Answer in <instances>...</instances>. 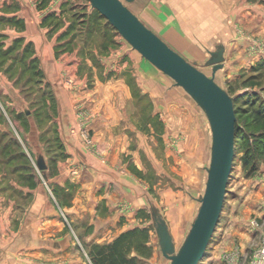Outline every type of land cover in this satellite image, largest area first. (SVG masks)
I'll return each instance as SVG.
<instances>
[{"label":"rangeland","instance_id":"obj_1","mask_svg":"<svg viewBox=\"0 0 264 264\" xmlns=\"http://www.w3.org/2000/svg\"><path fill=\"white\" fill-rule=\"evenodd\" d=\"M126 4L130 8V4ZM57 5L53 7L57 8L60 17L46 25H55L53 28L67 25L68 32L62 36L72 38L74 43L92 46V49L102 48L105 44L112 48L122 45L123 58L126 57L131 46L110 26L104 33L106 20L94 12L88 0H59ZM235 30L241 37L249 36L238 22ZM170 46L183 55L184 50L181 52ZM0 50V92L4 93L0 94V264H74L73 248L79 251L84 264H91L89 252H94L95 245L106 241H86L84 237L91 232V226L80 227L78 224L86 223L84 216L74 215L73 221L67 213L74 203L78 187L76 179L83 166L80 162H70L65 168L68 178L59 173L61 166H57V161L65 153L54 124L58 112L56 99L52 98L53 105L46 92L41 99H36L35 94L40 93L38 87L43 82L38 66L32 63L22 66L17 61L21 57L18 50L10 56L2 52V47ZM133 52L141 57L136 50ZM199 56L205 59L208 53L201 49L184 57L190 61H203L197 58ZM235 56L234 51H226L227 58L224 66L215 73V81L235 97L236 118L243 141L235 145L236 156L223 207L199 264H248L254 252L264 244V154L260 153L264 125L257 126L248 115L250 107L264 104V42L254 38L244 59L235 61ZM116 62L117 57H111L108 67H114ZM200 68L211 74L210 66L200 65ZM156 69L164 84L169 85L165 88L168 94H161L157 87L154 88L155 100L146 99L140 84L139 93L135 92L136 97L130 104L132 114L128 122L131 124L124 130L129 133L130 143L129 152L122 155V163L126 164L125 168L132 175L130 179L138 190L144 189V195L140 197L143 208L136 216L138 225L146 227L147 231L143 235L137 233L128 243L129 252L140 256L139 264H168V259L155 257L150 250L153 246L158 251L160 248L147 201L160 208L178 247L195 215L198 201L193 197L197 198L203 192L205 167L210 156L211 136L204 113L182 88ZM70 84L66 81V85ZM48 89L52 93L51 86ZM200 148L202 153H199ZM245 151L257 162V169L251 174L240 161ZM39 153L46 165L44 169L37 165ZM195 168L201 173H197L196 183H192ZM37 184L44 190L41 199L33 194ZM35 199L38 205L44 206V214L36 218L42 222L43 232L50 234L55 230L53 232L59 233L60 238L70 239V243L59 241L55 245L49 239L45 243L41 240L34 243L27 237L13 234L26 214L33 215L30 208ZM118 206L123 211L131 208L126 200ZM56 213L58 227L50 224ZM148 240L152 244L142 246Z\"/></svg>","mask_w":264,"mask_h":264},{"label":"crops","instance_id":"obj_2","mask_svg":"<svg viewBox=\"0 0 264 264\" xmlns=\"http://www.w3.org/2000/svg\"><path fill=\"white\" fill-rule=\"evenodd\" d=\"M45 1L0 0V45L2 49L13 45L9 56L16 50L22 54L28 49L24 54L26 62L35 60L43 83L51 86V94L58 105L54 124L65 153L57 161V166H61L59 173L68 178L65 168L70 162H80L83 166L76 179L74 203L67 213L73 221L76 216H84L86 223L78 224L80 227L91 226V232L84 237L86 241L108 242L120 232L139 226L136 213L143 208L140 197L144 189L138 190L126 164L122 163V155L129 152L130 137L124 130L131 124L128 122L132 114L130 104L136 97L135 92L139 93L140 84L145 98L152 101L155 100L154 88L158 87L161 94H168L165 88L169 85H165L156 73V67L142 56L138 57L132 47L123 58L122 45L112 48L105 44L92 49V46L77 44L72 38L62 36L68 30L67 25L56 28L46 25L60 17L53 7L58 6L59 0H47L43 5ZM129 4L130 9L164 41L181 52L184 50L186 58L194 51L204 49L208 53L223 45L225 60L229 49L236 54L233 60L240 62L254 38L264 42V0H134ZM236 22L250 37L237 33ZM111 57L118 59L112 68L108 67ZM197 58L204 61L207 57ZM85 68L87 70L82 71ZM108 69L114 72L108 73ZM156 80H159L157 84ZM66 81L71 84L66 85ZM84 127L88 129L87 136L82 131ZM199 153H202L201 148ZM39 156L42 155L39 153L37 158ZM194 171L192 183H196L197 173H201L196 168ZM43 191L37 184L34 197L41 199ZM125 200L131 208L123 211L118 204ZM31 206L33 215L26 214L13 234L27 237L34 243L40 240L45 243L48 239L55 245L59 241L70 243V239L60 238L59 233L53 232L55 230L50 234L43 232L42 222L36 218L44 214V206L38 205L37 199ZM56 216L50 220L54 227H58L57 213ZM166 223L169 228L167 220ZM144 244L152 243L148 240ZM151 249L155 257L164 259L160 249L158 251L155 246ZM71 255L74 264H84L78 250L73 248Z\"/></svg>","mask_w":264,"mask_h":264},{"label":"water","instance_id":"obj_3","mask_svg":"<svg viewBox=\"0 0 264 264\" xmlns=\"http://www.w3.org/2000/svg\"><path fill=\"white\" fill-rule=\"evenodd\" d=\"M118 34L154 67L182 88L204 113L211 136L209 163L198 206L178 247L160 209L148 202L151 223L162 256L168 264H199L206 253L223 207L234 157L235 113L233 96L215 81L224 66V46L208 51L202 61H190L150 29L128 6L134 0H88ZM200 65L210 66L208 75ZM37 165L44 169L42 156Z\"/></svg>","mask_w":264,"mask_h":264},{"label":"trees","instance_id":"obj_4","mask_svg":"<svg viewBox=\"0 0 264 264\" xmlns=\"http://www.w3.org/2000/svg\"><path fill=\"white\" fill-rule=\"evenodd\" d=\"M93 10H95L94 12H97V14H99V16L101 18H104L106 21H104V26H103V30L104 33L106 32L107 28H109V26L112 28V30L116 29L107 21V19L102 16L96 9L92 8ZM2 19V18H0ZM117 32V31H116ZM29 45V44H28ZM26 47H29V46ZM0 49H1V45H0ZM13 49V45L6 47V49H3V53H10ZM1 51V50H0ZM25 51H28V49H26ZM21 57L19 58V60H17L18 62H21V65L24 66L26 64H34L35 60H33L32 62H26L25 60V55L21 54ZM11 64V63H10ZM37 71H39V73L41 74V70L37 67ZM38 74V75H40ZM41 79H39L40 81ZM41 83V81H40ZM40 88V93H36L35 97H37L36 99H41L42 95L44 94V92L48 93L50 95V100L53 102L52 98H54L52 96V94L50 92H48L47 90H49V85H47L46 83H41L39 85ZM46 88V89H44ZM41 96V97H40ZM235 97H233V103H234V113H235V117H237V108L235 107ZM54 105V102H53ZM258 106H252L250 107L249 110V118H251L255 124L257 126H263L264 125V104L263 103H259L257 104ZM241 128L237 123V118L235 120V133H234V157H233V164H234V158L236 156V148L235 145L237 143H241L243 141V136L241 135ZM262 139V140H261ZM261 149H260V153L264 154V134L262 135L261 138ZM242 140V141H241ZM241 162H243L244 164V169H247V173L251 174L254 171H256L257 169V162L251 157V155L249 153H247V151L244 152V155H242ZM43 172H45L44 170H42ZM147 231L146 227H132L129 229H126L122 232H120L118 235H116L112 240L102 243V244H97L96 249L94 252H89L90 254V258H91V264H139V258L138 257V253L137 254H133L132 252L130 253V249H129V240H131V237L137 235V233H140L141 235H143L142 233H145ZM142 246H146L144 243H142Z\"/></svg>","mask_w":264,"mask_h":264},{"label":"built area","instance_id":"obj_5","mask_svg":"<svg viewBox=\"0 0 264 264\" xmlns=\"http://www.w3.org/2000/svg\"><path fill=\"white\" fill-rule=\"evenodd\" d=\"M86 127L83 128L84 130H82L85 136H87ZM86 141L87 143H90L91 139L87 137ZM263 263H264V244L254 252L253 257L250 259L248 264H263Z\"/></svg>","mask_w":264,"mask_h":264}]
</instances>
